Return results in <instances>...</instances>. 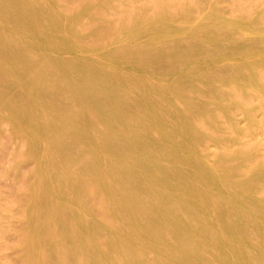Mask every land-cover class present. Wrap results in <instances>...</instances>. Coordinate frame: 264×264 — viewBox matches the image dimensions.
Segmentation results:
<instances>
[{
    "label": "bare ground",
    "instance_id": "1",
    "mask_svg": "<svg viewBox=\"0 0 264 264\" xmlns=\"http://www.w3.org/2000/svg\"><path fill=\"white\" fill-rule=\"evenodd\" d=\"M74 2L0 0L26 260L264 264V164L228 145L264 115V0Z\"/></svg>",
    "mask_w": 264,
    "mask_h": 264
},
{
    "label": "rangeland",
    "instance_id": "2",
    "mask_svg": "<svg viewBox=\"0 0 264 264\" xmlns=\"http://www.w3.org/2000/svg\"><path fill=\"white\" fill-rule=\"evenodd\" d=\"M79 1L75 0L76 5ZM114 7L112 14L135 13L140 3L153 4L155 0H109ZM237 8L246 10L249 0H238ZM114 11V12H113ZM100 16L97 22L104 21ZM102 37L101 33L96 34ZM95 79L92 80L95 83ZM240 131L236 140L228 142L229 146H240L244 155L248 154L246 164H264V115L257 117L258 123L251 125L240 113L238 115ZM228 133L229 129H221ZM16 136L8 123L0 120V264H32L26 260V245L24 236L27 220L22 213L25 210L29 191L24 187L34 179L36 162L34 158L24 157L26 146ZM244 145V146H243ZM20 153V155H19ZM18 155V156H17ZM256 159V160H255Z\"/></svg>",
    "mask_w": 264,
    "mask_h": 264
}]
</instances>
